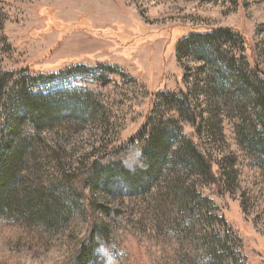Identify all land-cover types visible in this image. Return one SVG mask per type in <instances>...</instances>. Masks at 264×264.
Segmentation results:
<instances>
[{
  "label": "rangeland",
  "instance_id": "obj_1",
  "mask_svg": "<svg viewBox=\"0 0 264 264\" xmlns=\"http://www.w3.org/2000/svg\"><path fill=\"white\" fill-rule=\"evenodd\" d=\"M4 73L16 90L8 149L25 142L11 197L26 209L0 222V259L66 260L88 228L70 179L144 125L161 154L152 173L85 187L114 252L129 264H264V0H0ZM21 89L52 97L58 118L34 127Z\"/></svg>",
  "mask_w": 264,
  "mask_h": 264
},
{
  "label": "trees",
  "instance_id": "obj_2",
  "mask_svg": "<svg viewBox=\"0 0 264 264\" xmlns=\"http://www.w3.org/2000/svg\"><path fill=\"white\" fill-rule=\"evenodd\" d=\"M50 17L53 20V24L59 25L61 23L54 15ZM83 21L86 24V21ZM83 21L69 22L67 27L72 30L74 29L73 27L81 26ZM213 32H216L214 34H221V32L232 35L237 34L236 31L229 29H217ZM193 34L195 33H190V35ZM246 48L248 47L246 46ZM6 76L7 73L0 76V222L3 223L14 221V219L22 214V210L26 209L15 206L11 197L12 185L15 183L13 181V169L21 163V153L25 148V142L21 141V139H16L15 143H10L13 146L8 149L9 142L7 143V138L12 141L15 139L14 135L16 134L17 127L13 125L12 133L7 132L4 106L8 98L16 90L12 89L13 83L6 85L8 82ZM17 93L20 96L22 95V98H26L24 102L28 111L27 117L34 127L40 129L45 127V125L50 126V123H53V120L60 115V106L52 97L40 96L39 94L25 95L22 89ZM181 101L182 103L180 104H183L187 108V112L195 117L196 113L190 108L191 102L188 97L182 98ZM147 120L149 119H145V123H147ZM175 121L177 119H168L157 128L158 133L166 134L164 141H169L171 136L168 135V132L175 128ZM144 127L143 125L139 129L140 131L134 137H131L126 144H120L104 154L97 155L87 167L75 173L72 179H70L71 191L74 198L79 200L84 210L88 228L85 234L73 246L71 255L60 264H129L127 256L124 257L122 254L120 256V254L115 253L112 249L109 242L110 232L107 226L99 222V219L95 216V212L99 210V206L85 194V187L89 183H97L104 174H107L109 177H117V179L123 178L134 183L152 173L161 154L154 151L153 148V140H155L156 134L149 133L147 135ZM194 150L197 151L198 156L203 162L211 183L215 187H220L223 181L222 173L213 163L211 156L202 152L199 148ZM8 151H10L8 153L10 155L5 157ZM0 264L12 263L0 259Z\"/></svg>",
  "mask_w": 264,
  "mask_h": 264
}]
</instances>
